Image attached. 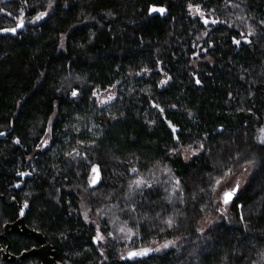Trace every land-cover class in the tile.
Wrapping results in <instances>:
<instances>
[{"label":"trees","instance_id":"obj_1","mask_svg":"<svg viewBox=\"0 0 264 264\" xmlns=\"http://www.w3.org/2000/svg\"><path fill=\"white\" fill-rule=\"evenodd\" d=\"M49 2L0 0V29L15 27L21 9L25 19L22 31L0 34V187L7 196L15 173L30 172L13 194L30 203L27 224L66 264H264V0ZM38 12L47 15L33 22ZM169 122L181 146L199 147L188 161L171 154ZM247 154L257 166L232 201L235 222L197 232L215 213V181ZM165 168L166 183L153 177ZM137 177L153 187L129 199ZM84 205L107 238L114 214L137 231L134 248L183 242L123 260L114 240L94 245ZM169 216L172 228L161 223Z\"/></svg>","mask_w":264,"mask_h":264},{"label":"rangeland","instance_id":"obj_2","mask_svg":"<svg viewBox=\"0 0 264 264\" xmlns=\"http://www.w3.org/2000/svg\"><path fill=\"white\" fill-rule=\"evenodd\" d=\"M152 8H162L164 9V7H158V6H151L150 7V12ZM100 101H106L107 97L106 96H101L99 97ZM264 116V115H263ZM264 128V119H263V123L262 125L257 129V133H256V141L261 144L264 145V143H261L260 141L262 139H264V132H261V129ZM199 147H193L190 149L189 153H181L182 158L185 161H188L190 158H192V156L194 154L191 153H196L198 151ZM187 157V158H185ZM257 157L255 154L253 155H245L243 157H238L234 160L233 164L230 166V168L228 169V171L226 173H228V175L225 177V174L220 177L219 179L222 180L221 184L219 186H214L215 191H213V195H214V206H215V213L212 214H208V215H204L200 220H198L197 222V226H196V230L197 232L203 234L205 233L207 230H209L210 228L214 227L216 224H218L220 221L223 222H227V223H234L235 219H234V215L232 214L230 208H231V204L232 202L228 205H224L222 203V193L225 190H229L232 187H234L237 182H239V188H238V192H240L243 188V186L247 183V181L249 180L250 176L253 174V172L256 170V166H257ZM165 172H159L157 174H153V177H157V178H165L164 182H167V178L165 174H168V176L170 177V173L167 168H165ZM229 170H231L229 172ZM177 180V179H176ZM175 180V181H176ZM175 184V182L173 183ZM213 188V189H214ZM233 201V200H232ZM87 206H82L81 208V215L83 220L88 224V225H92L93 226V231L95 233L94 237L97 234V229L99 227V231L101 232L102 235L103 231V225L102 221L100 218H98V216L94 213H92L90 211V209H88ZM105 209H101V210H95L96 213L101 214ZM85 213H87V218L85 217ZM106 215V214H104ZM112 217H114V220H110L108 227H114V232H112V236H108L109 231H107V236L108 238L105 236V240L103 242H100L101 246H104L107 244V242H110L108 239L111 240V243H113V240L115 242V244H119L120 248H118V250H121V254L120 256H125L127 255L131 250H137L140 251L142 249L145 248H150V249H157L159 248V251H162L166 248L161 247L165 242L167 241H173L174 243L171 244L169 247L172 246H176V245H180L183 240L181 238H173V239H169V240H165L162 242H155L152 243L149 246H140L138 248H134L133 247V238L135 237V235H133L130 239L124 238V234L120 233L118 231V228L123 226L125 221L120 220L116 215H112ZM128 228H131L133 230V232L137 233V231L134 229L133 226H130L129 224H127ZM104 229L105 225H104ZM106 242V243H105ZM114 244V243H113ZM122 244H125V246H122ZM168 248V247H167ZM104 247H102V251H103ZM106 252V248L104 253ZM152 252H158V251H152ZM139 257V256H138Z\"/></svg>","mask_w":264,"mask_h":264},{"label":"flooded vegetation","instance_id":"obj_3","mask_svg":"<svg viewBox=\"0 0 264 264\" xmlns=\"http://www.w3.org/2000/svg\"><path fill=\"white\" fill-rule=\"evenodd\" d=\"M0 133L3 132L0 131ZM4 138V134L0 135V140ZM24 174L27 177L22 179ZM15 177L17 180L9 184L7 188V196L2 193L3 188L0 187V222L3 223L0 227V264H42L44 248L45 251H49L48 258H53L57 263L66 264L47 238L27 224L26 216L30 210L27 198L13 195L14 192L16 194L20 192L24 182L31 177L30 172L27 170L18 172L15 173ZM4 209H7L9 213L4 214ZM15 243H17V251L13 248ZM97 244L99 242H94V245Z\"/></svg>","mask_w":264,"mask_h":264},{"label":"snow or ice","instance_id":"obj_4","mask_svg":"<svg viewBox=\"0 0 264 264\" xmlns=\"http://www.w3.org/2000/svg\"><path fill=\"white\" fill-rule=\"evenodd\" d=\"M48 7L51 8L52 7V4H51V0L48 4ZM189 8H193V5H189ZM3 9H0V12H2ZM151 11L153 12H160L161 14H163V12L165 11L164 9L162 8H152ZM195 12L197 14H199L201 16V18L203 19L204 17V13L201 11V8H200V5H196L195 6ZM9 15H11V13H9ZM47 15V12H38L37 15L35 16V19L33 22L35 21H39L41 19H43L45 16ZM204 23L207 24L208 23V20L204 19ZM212 24H216L218 23L217 20H212L211 21ZM220 23H223L222 21ZM24 26V22L23 20L21 19L19 23L16 24L15 27L13 28H4V29H0V31H3V32H11L13 34H15L17 28H22ZM249 35H252L254 34L253 31L250 29L249 30ZM234 43L236 44H240V41L239 40H234ZM62 46V45H61ZM197 83H199L200 81L197 80L196 81ZM164 83H167V81H161V84H164ZM72 95L73 96H76L77 95V92L76 91H73L72 92ZM95 95V93H94ZM113 99V96H109L108 97V100H111ZM102 103H104L105 101H101ZM158 107V105L156 106ZM163 110L161 109V112ZM169 127L172 129V132H173V138L176 140V144H177V147L176 148H173L172 151H171V154L172 155H176V154H181V153H189L190 152V149H191V146H187V147H183L180 145L179 143V138L177 136H175V133L177 131V129L169 122ZM261 132H264V128L261 129ZM0 135H3V133H0ZM19 141H17L18 143ZM261 143H264V139H262L260 141ZM45 143H47V141H45ZM201 149L203 148V145L200 146ZM191 154H195L194 152L191 153ZM77 155H79V153H77ZM187 158V157H185ZM93 175L89 181L90 185H96L100 179V172H99V168L98 166L96 165H92V169H91ZM130 171L132 173H137L138 172V169L133 167L130 169ZM231 170H229L230 172ZM228 175V173H225V177ZM222 180L221 179H217L215 181V185L216 186H219L221 184ZM153 187V183L150 182L149 180L143 178V177H137L136 179L134 180H131L130 183L128 184V194H127V198H131L132 194L136 193V192H140L141 195L143 194V189L144 188H148V189H151ZM239 188V182H237V184L232 187L231 189L229 190H225L223 191L222 193V196H221V199H222V203L227 205L229 204V202L233 199V197L235 196L236 192H237V189ZM167 191V189H165ZM180 191V182L177 180L175 181V184L173 185L172 187V191L171 193L169 194V196L167 197V199L169 200V203H171V196H172V193H176V192H179ZM213 191H215V188L213 189ZM181 202H183V200L181 199ZM25 207H27V205H25ZM135 206L133 205L132 208H131V211L135 212ZM123 211V209H122ZM85 217L87 218V213H85ZM161 223L167 225L168 228H172L175 226V218L174 216H169L167 217L166 219H163L161 221ZM164 229H161V231H163ZM118 231L120 233H123L124 234V238H127V239H130L133 235H136L135 232H133V230L131 228H128L127 227V222L124 223L123 226L119 227L118 228ZM108 236H112V233L109 232L108 233ZM94 239V242H103L105 240V236L101 234V232L99 231V227L97 229V234L96 236L93 238ZM153 243H155V241H153ZM174 242L173 241H167L165 242L161 247L163 248H167L169 247L171 244H173ZM160 249L157 248V249H150V248H145V249H142L140 251H136V252H131L129 253V258H133V257H137V256H146L150 251H159ZM101 255H103V253H101ZM123 259V257H121Z\"/></svg>","mask_w":264,"mask_h":264},{"label":"water","instance_id":"obj_5","mask_svg":"<svg viewBox=\"0 0 264 264\" xmlns=\"http://www.w3.org/2000/svg\"><path fill=\"white\" fill-rule=\"evenodd\" d=\"M4 1H13V0H4ZM21 19L23 20L24 25H25L24 11H23L22 9H21V18H20V20H21ZM19 22H20V21H19ZM23 28H24V26H23L22 28H17L15 34H17L18 32L22 31ZM0 34H1V35H15V34H13V33H11V32H3V31H0ZM3 134H4V133H3ZM25 177H27L26 174H24V175L22 176V179H24ZM237 193H238V189H237V192H236L235 196L237 195ZM235 196L233 197L232 200H234ZM232 200L229 202V204L232 202ZM229 204H228V205H229ZM224 205H225V204H224ZM40 242H41V243H44L42 240H40ZM136 251H137V250H131L129 253H131V252H136ZM43 252H44V255L42 254V255H43L42 264H60V263L55 262V260H54L53 258H52V259L48 258L49 251H45V248L43 249ZM151 252H152V251H150L148 254H150ZM33 253H34V252H33ZM33 253H31V254H33ZM129 253L123 257V260L129 258ZM52 254H54V252H52ZM148 254H147V255H148ZM147 255H146V256H147Z\"/></svg>","mask_w":264,"mask_h":264}]
</instances>
